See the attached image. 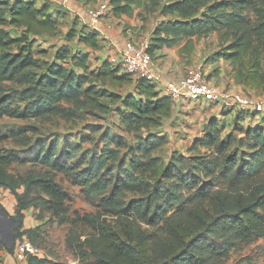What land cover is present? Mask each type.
<instances>
[{"label": "rangeland", "instance_id": "rangeland-1", "mask_svg": "<svg viewBox=\"0 0 264 264\" xmlns=\"http://www.w3.org/2000/svg\"><path fill=\"white\" fill-rule=\"evenodd\" d=\"M39 1L41 0H35V3L38 5ZM172 1L174 0H144V6L136 9L134 19L131 18L126 25V29L136 37L131 36L125 44H139L145 39L150 41V37H147L148 24L156 20V6ZM213 1L209 0L207 3ZM95 6L90 5L87 9ZM109 11L111 14L110 5ZM241 11L251 17L252 24H264V0H250ZM236 12L238 9L230 6L224 17ZM162 14L164 19L178 17L170 11ZM136 19L140 24L136 23ZM71 23L67 17L61 18L59 33L74 26ZM134 28L136 31L133 33ZM11 33H16L13 27ZM232 39L230 30L225 26L194 35L190 42L184 38L172 46V69L180 68L187 75L200 67L201 72L206 73L205 77L213 83L204 78L217 85L207 76L217 72L212 68L216 63L210 67L206 64L219 56L221 51H225ZM42 45L47 49L46 52L40 51V44L33 43L34 54L48 60L53 49L48 46L49 43ZM122 49L118 52L119 56ZM256 58L259 59V64L253 66ZM225 59L222 65L228 62ZM179 61L183 63L182 67L175 66ZM150 65L152 66V60ZM229 68L234 76L231 65ZM240 69L241 73H251L253 76L248 83L238 82L234 76L244 90L222 89L245 94L255 100L264 98V46L258 41H253L242 59ZM184 76L173 81L177 82ZM29 86L30 82L4 80L0 82V95L14 94ZM89 86L103 91H89ZM125 87L119 85L112 90L124 93ZM107 88L90 76L81 86L82 91L73 98L59 100L40 110L35 107L36 101L33 98H21L19 94H14L7 105L20 115L12 116L0 110V132L8 134L0 142V149L21 158L20 161L10 163L8 171L21 176L27 170L46 169L32 159L41 143L46 148L57 143V153L62 155V162L71 167L66 172H54L56 181L66 193L65 218L51 214L36 200L24 211L23 228L41 225L40 239L34 243L42 248L46 258L57 262L56 264H119L115 262L122 254L116 247L125 241L146 251L150 264H155V260L161 257L164 243L178 245L175 235L170 234V226L173 231L186 233L190 231L191 225L217 213V200L221 197L234 203L239 190L248 195L251 185L264 182V116L255 119L244 113L243 119L236 120L237 115L226 113L224 118L214 117L215 120L208 126L209 129H216L214 134L210 131L209 136L208 119L203 125L204 133L192 142L191 138L187 141L172 140L182 135L180 130L169 138L157 133L160 122L145 124L143 117L126 122L122 116V108L119 109L115 98L104 90ZM221 107L227 109L225 112L230 110L222 105ZM238 110L233 108L236 113ZM196 124V118L190 121L194 130L191 134L199 131ZM255 124L260 126H252ZM176 126L175 121L172 122V127ZM253 127H259L261 132L253 131ZM16 130L18 131L15 132ZM104 145H109L116 156L100 172L93 173L90 163ZM139 162L142 164L134 169L133 164ZM83 177L90 178L94 184H106V188L94 193L80 181ZM18 191L21 192L22 189ZM106 197H114L124 205L131 200L151 202L149 220L134 210L124 212L110 209ZM15 205L14 194L8 188L0 186V219L5 220L4 226L3 222L0 223V243L11 253L16 239L20 237H15L14 234L17 223L2 211L6 207L15 210ZM86 214L95 215L98 219L92 222L85 218ZM106 224L114 234L106 230ZM221 240L222 238L212 237L208 242L212 248L220 247ZM217 250L206 251L207 264H264V236L252 240L235 239L224 252L218 253Z\"/></svg>", "mask_w": 264, "mask_h": 264}, {"label": "trees", "instance_id": "trees-1", "mask_svg": "<svg viewBox=\"0 0 264 264\" xmlns=\"http://www.w3.org/2000/svg\"><path fill=\"white\" fill-rule=\"evenodd\" d=\"M207 2L209 0H174L162 4L161 13L170 11L176 13L178 17L163 19L154 26L147 48L148 53L152 56L162 46H174L184 38L190 42L194 35L219 30L225 26L230 30L233 39L225 47L226 50L221 51L215 58L224 57L230 60L238 82L252 81V74L241 73L240 66L253 41H258L264 46V24H252L251 17L241 11L250 0ZM108 4L115 16L131 15L136 6L144 5V0H108ZM202 6L205 7L202 9ZM230 6L237 8L238 12L224 17L226 9ZM10 27L15 29V35L11 33ZM57 32V20L49 11L47 3L37 5L35 0L11 2L0 0V82L4 80L30 82L31 86L23 87L14 94H19L21 98H33L36 101L35 107L41 110L59 100L77 96L82 91L81 86L93 76L101 86L108 87L104 90L115 98L116 106L122 108V116L126 122L143 117L146 120L145 124H158L161 116L168 113L170 97L158 96L153 81L144 76L134 79L132 74L122 69L121 64H111L106 58H101L97 64L92 65L89 61V52L75 44L72 47L68 43L59 44L48 60L37 57L32 48L37 37L44 34L54 36ZM64 36L68 40L77 36L76 44L83 43L91 48H95L98 42L97 31H86L84 27L70 28ZM40 51L46 52L47 49L41 48ZM258 64L259 59L256 58L253 66ZM132 81L133 89L129 91L120 93L112 90L116 86L126 85ZM87 89L89 91L93 89V92L103 91L94 90L90 86ZM14 94L0 95V110L8 115L18 116L20 113L7 105ZM236 115V120L245 116L241 112H237ZM214 120L210 118L207 125L209 136L210 131L212 134L216 131L215 128H208ZM252 130L261 132L259 127H253ZM7 136L8 134L0 132V142ZM37 149L38 152L32 159L46 169L27 170L21 176L7 170L10 163L20 161L21 158L0 149V186L8 188L16 198L14 213L10 215V218L17 223L14 229L15 237L25 234L33 244L40 239L41 225L23 228L24 211L36 200L51 214L65 218L66 193L56 181L54 172H66L71 168L66 162H62V155L57 153V143H52L47 148L41 143ZM100 151L90 163L93 173L100 172L109 160L116 156L109 145H104ZM140 164L142 162L133 164V168L138 169ZM80 181L94 193L106 188V184L91 183L90 178L83 177ZM20 188L21 192L18 191ZM106 202L110 209L124 212L134 210L144 219L149 220V211L152 207L149 201L131 200L124 205L118 199L110 197ZM217 204L218 211L215 215L202 218L197 224L191 225L190 231L186 233L173 231L170 226V234L175 235L178 245L164 243L161 247V257L155 260V264H207V250L220 249L217 251L222 253L235 239L252 240L264 236V182L251 185L248 195H244L242 190H239L234 203L227 201L226 197H221L217 200ZM4 212L7 213L5 209ZM85 218L92 222L98 219L92 214H86ZM104 226L110 234H114L107 224ZM212 237L222 238L219 244L221 248L211 247L208 240ZM116 249L122 256L120 255V259L115 263L150 264L151 262L146 251L140 250L131 242H121ZM56 263L45 256L30 255L26 264Z\"/></svg>", "mask_w": 264, "mask_h": 264}, {"label": "crops", "instance_id": "crops-1", "mask_svg": "<svg viewBox=\"0 0 264 264\" xmlns=\"http://www.w3.org/2000/svg\"><path fill=\"white\" fill-rule=\"evenodd\" d=\"M9 1L11 2L12 0ZM101 1L104 0H72L71 4L68 7L62 5L60 0L39 1L40 3L38 4H42V3L48 4L49 11L52 13L53 17L56 18L58 26H59V20H61V18L64 17L65 18L67 17L70 20V22H72L71 25H74V26H69L66 30H64V32L62 31L63 33H59L60 29L58 27V32L54 36H48L47 34L38 36L36 42L40 44L41 46L40 48H44L42 47L43 46L42 44L49 43L48 46H51L53 49L52 53L50 54V58H51L52 54L54 53V51L56 50L59 44L68 43L70 47H72L75 44L77 47H80L82 50L89 52V61L92 65L97 64L101 58L108 59V61L111 64H117V63L121 64L120 62L121 58L118 52L120 51L121 48L124 47L126 41H128V38H130L131 36L132 38L136 37V35L131 34L129 30L126 29V25L129 22V20H131V18L134 19L136 14V9H139L140 6H136L131 15L115 16L112 13L111 14L108 13L103 17L102 22L99 25H93L89 20L87 8L90 7V5L95 6ZM159 1L161 2V0ZM160 8L161 6L158 5L156 6V10H154L155 14H157V17L156 20L154 21L155 23L153 21L152 22L150 21V23L148 24L149 33L147 34V37L151 36L154 26L165 18L164 14L160 12ZM60 11L62 12L61 14ZM137 19H136V23L140 24V22ZM82 27H84L86 31H93V30L97 31L98 42L95 48L88 47L83 43L76 44L75 41H77V36H75L72 40H68L64 36L70 28L80 29ZM135 31L136 29L134 28L133 33ZM171 50H172V46H162V48L156 50L151 56V60H152L151 69L153 70L154 73H156V75L161 77V80L155 83L154 85L155 87L154 89L158 91V96H164V95L169 96L165 87L166 82L173 79L177 80L182 76H184L186 73L184 70L182 71L180 68L172 69V62H174V60H172ZM165 53L168 55L166 56ZM225 60L228 61L229 63L226 62L225 65H222V62H224L223 57L213 58V60H209L210 62L207 63L206 65L210 67L213 66V63H216V65L212 68L213 71L217 70V72L214 71L213 75L212 73H210L207 76L213 79L220 88H229L231 90H244L242 86L240 87L241 84L239 85L238 82L235 80L232 71L230 73L229 66L231 65V68H233L230 60L228 59ZM175 66L182 67L183 63H180L179 61V63H176ZM132 78L135 79L136 77L132 76ZM208 81L211 82L209 79ZM125 86H126L125 91H129L133 89V81L126 84ZM169 99H170V108L166 115L161 116L159 131H157V133L172 138V136L175 135L174 132L180 130L179 132L182 133V135L176 137L175 139L173 138L172 140L179 139V140L187 141L189 140V138H191V142H192L193 140L198 138L200 134L204 133L203 125L206 123L208 119L214 117L224 118L226 113L228 114L231 112L236 115L235 111L229 110L225 112V110L227 109H222L221 105H219L218 103L206 99H185V98L183 99V98H171V97ZM195 118L197 122L196 124L197 128L199 126V131L194 134H191L192 132H194V130H193V126L190 125V121ZM174 121L177 126L173 128L172 122ZM6 211L7 214L9 215H12L14 213V210L9 209V207H6ZM2 222L4 224L1 225L4 226L5 220L0 219V223ZM26 226H28V224H26ZM0 264H16L13 256V252L11 253L6 251V249H4L1 243H0Z\"/></svg>", "mask_w": 264, "mask_h": 264}, {"label": "built area", "instance_id": "built-area-1", "mask_svg": "<svg viewBox=\"0 0 264 264\" xmlns=\"http://www.w3.org/2000/svg\"><path fill=\"white\" fill-rule=\"evenodd\" d=\"M72 0H60L61 4L68 6ZM88 17L93 25H99L102 16L110 14L108 1H101L97 6L87 9ZM149 40L145 39L139 44L127 43L120 55L123 69L133 76H144L151 81L159 82L161 79L151 69V57L148 53ZM196 67L179 81H168L166 90L171 98H203L220 103L224 108L239 109L238 112L247 113L255 119L264 116V98L252 99L247 95L230 92L216 84L209 83ZM236 111V110H235ZM30 255L44 256L42 248L33 244L25 234L16 239L13 245V256L16 264H26Z\"/></svg>", "mask_w": 264, "mask_h": 264}, {"label": "water", "instance_id": "water-1", "mask_svg": "<svg viewBox=\"0 0 264 264\" xmlns=\"http://www.w3.org/2000/svg\"><path fill=\"white\" fill-rule=\"evenodd\" d=\"M2 212L6 215V213L4 211H2Z\"/></svg>", "mask_w": 264, "mask_h": 264}]
</instances>
